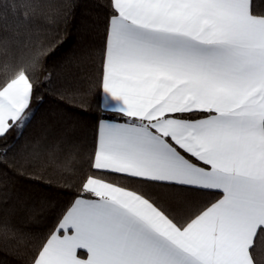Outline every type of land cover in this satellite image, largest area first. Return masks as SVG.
<instances>
[{
    "label": "snow or ice",
    "instance_id": "6c2138e0",
    "mask_svg": "<svg viewBox=\"0 0 264 264\" xmlns=\"http://www.w3.org/2000/svg\"><path fill=\"white\" fill-rule=\"evenodd\" d=\"M108 7L99 104L115 118L32 264H264V0ZM45 53L0 60V142L30 122Z\"/></svg>",
    "mask_w": 264,
    "mask_h": 264
},
{
    "label": "trees",
    "instance_id": "16d2710c",
    "mask_svg": "<svg viewBox=\"0 0 264 264\" xmlns=\"http://www.w3.org/2000/svg\"><path fill=\"white\" fill-rule=\"evenodd\" d=\"M4 3L9 6L0 8V36L8 50L0 60L14 63L36 48L46 49L34 73L30 122L0 142L14 145L7 157L11 167L0 173V264H32L89 171L99 122L115 118L99 104L110 9L108 0H0ZM66 159H71L67 169ZM162 195L173 207L184 199H205Z\"/></svg>",
    "mask_w": 264,
    "mask_h": 264
},
{
    "label": "rangeland",
    "instance_id": "374dc122",
    "mask_svg": "<svg viewBox=\"0 0 264 264\" xmlns=\"http://www.w3.org/2000/svg\"><path fill=\"white\" fill-rule=\"evenodd\" d=\"M32 110H34V108H32Z\"/></svg>",
    "mask_w": 264,
    "mask_h": 264
},
{
    "label": "crops",
    "instance_id": "0c3cea01",
    "mask_svg": "<svg viewBox=\"0 0 264 264\" xmlns=\"http://www.w3.org/2000/svg\"><path fill=\"white\" fill-rule=\"evenodd\" d=\"M102 95H103V93H102ZM104 120V119H103Z\"/></svg>",
    "mask_w": 264,
    "mask_h": 264
}]
</instances>
